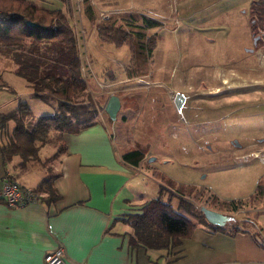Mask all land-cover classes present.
<instances>
[{
    "label": "rangeland",
    "instance_id": "rangeland-1",
    "mask_svg": "<svg viewBox=\"0 0 264 264\" xmlns=\"http://www.w3.org/2000/svg\"><path fill=\"white\" fill-rule=\"evenodd\" d=\"M25 1L46 8L55 6L53 0ZM70 1L65 12L78 37L82 72L88 82L87 92L98 109L97 118L109 126L119 150H145L141 167L149 174L143 176L148 189L158 190L160 181L164 183L167 178L184 184L197 185L194 181H200L202 184L197 186L205 189L195 202L199 210L205 205L224 212L232 216L226 227L236 224L261 235L264 195L258 188L264 186V20L259 14L262 0H249L239 7L237 2L243 0L219 3L215 23L209 9L201 10L204 2H199L200 9L194 10L193 0L181 1L180 6L177 0H160L159 6L166 8L158 15L160 25L147 30L148 36H155L156 46L146 71L135 76L128 75L129 46L111 45L103 54V45L110 43L97 37L96 25L84 14L82 0ZM104 1L108 6L102 5ZM154 1L157 0H117L120 5L116 6L115 0L90 3L97 24L111 15L119 16L121 13L113 11L121 6H141L143 11H150ZM255 37H261L258 44H254ZM15 67L12 59L0 53V100L13 99L10 108L18 107L19 101L4 81L3 73L15 72ZM15 77L19 81L16 86L21 89L24 78ZM111 94L123 97L127 113V120L118 123V127L117 120H111L104 109L105 99ZM30 108V115L23 116L25 121L30 116L37 119L53 112L41 100L31 103ZM14 127L15 121L10 120L1 130L3 145L14 138ZM55 148L52 136L41 144L36 157L25 162L34 169L52 172L57 157ZM256 152L260 155L256 156ZM13 159L19 164L22 161L20 155ZM22 168L26 167L18 166ZM212 193L220 199L247 200L232 210L210 196Z\"/></svg>",
    "mask_w": 264,
    "mask_h": 264
},
{
    "label": "crops",
    "instance_id": "crops-1",
    "mask_svg": "<svg viewBox=\"0 0 264 264\" xmlns=\"http://www.w3.org/2000/svg\"><path fill=\"white\" fill-rule=\"evenodd\" d=\"M116 1L113 5H120ZM181 1L186 2L177 0L178 6ZM224 1L227 0H193L194 10L200 9L199 2H204L201 10L209 9L210 19L215 23L218 4ZM248 1L237 2L236 7ZM53 2L55 6L52 9L60 8L66 12L68 5L72 4L70 0ZM159 2L154 1V8L150 11L130 4V9L121 6L120 10L113 12H136L161 21V15H158L162 13L161 9L166 8L160 7ZM102 5L106 7L108 2L104 1ZM178 12L183 16L181 11ZM111 45L127 47L125 43L105 44L103 54ZM87 59L90 64H95ZM15 76L19 75L13 71L3 73L6 84L16 92L15 100L20 101L27 96L24 100L29 106L39 100L33 97V89L25 79L20 82L21 89L16 86L18 80ZM120 98L122 106L115 127L127 120L123 97ZM12 101L0 100V112L16 109L17 106L9 107ZM113 136L104 121L77 133L64 134L67 151L55 158L51 169L52 173L59 174L53 179L60 195L58 199L45 201V193L41 192L43 196L39 202L18 207H9L0 199V264H44L45 255L58 246H63L68 264H264L263 238L252 230L230 235L222 231L213 232L199 224L192 236L184 239L172 255L149 254L143 247L131 246L132 229L125 220L157 196L159 188L148 189L143 176L149 177V174L141 167L144 160L139 165L126 162L122 155L127 150H119ZM19 165L26 168L18 169ZM49 174L50 170L34 169L32 164L22 161L19 164L14 159L4 165L0 150V191L5 177L37 189ZM194 183L202 184L200 181ZM173 200L176 204L178 198Z\"/></svg>",
    "mask_w": 264,
    "mask_h": 264
},
{
    "label": "trees",
    "instance_id": "trees-1",
    "mask_svg": "<svg viewBox=\"0 0 264 264\" xmlns=\"http://www.w3.org/2000/svg\"><path fill=\"white\" fill-rule=\"evenodd\" d=\"M82 3L84 14L96 25L99 39L129 46L128 75L145 72L156 46L155 36H148L147 30L160 23L146 15L129 12L111 15L95 24L96 13L90 0H82ZM262 3L259 14L264 20V0ZM0 53L12 59L16 74L33 89V97L53 108L52 113L37 119L30 116L27 121L23 116L30 115L31 108L26 100H20L18 107L10 112H0V132L10 120L15 121L14 138L5 145L0 144L4 165L15 155L22 157V163L36 157L41 144L49 142L52 136L57 147L54 155L63 154L67 151L65 133H77L100 122L95 102L87 92L88 82L82 72L78 37L65 11L28 4L25 0H0ZM122 157L128 163L139 165L145 157V150L129 149ZM58 175L51 172L37 187L38 191L45 193L43 200L52 202L60 197L53 184ZM169 179L160 185L157 196L125 220L132 229L131 246L143 247L149 254L172 255L184 239L192 236L199 224L213 232L230 235L249 230L234 223L231 228L211 224L195 205L205 188ZM165 192L168 193L166 197ZM258 192L264 195V186H259ZM210 196L217 197L213 193ZM174 198H178L177 204L173 202ZM217 199L222 206L227 204L232 210L239 209L247 200ZM260 232L261 235H256L263 238L261 244L264 246L262 228Z\"/></svg>",
    "mask_w": 264,
    "mask_h": 264
},
{
    "label": "built area",
    "instance_id": "built-area-1",
    "mask_svg": "<svg viewBox=\"0 0 264 264\" xmlns=\"http://www.w3.org/2000/svg\"><path fill=\"white\" fill-rule=\"evenodd\" d=\"M42 193L35 188L20 183L17 180L4 178L0 197L9 207H18L37 203L42 198ZM44 264H68L63 246H58L48 252L44 257Z\"/></svg>",
    "mask_w": 264,
    "mask_h": 264
},
{
    "label": "water",
    "instance_id": "water-1",
    "mask_svg": "<svg viewBox=\"0 0 264 264\" xmlns=\"http://www.w3.org/2000/svg\"><path fill=\"white\" fill-rule=\"evenodd\" d=\"M27 22L29 24H34L31 21H27ZM257 39L258 37H255L254 42H256ZM251 51H253V49H251ZM121 106H122V102L120 96L117 94H111L108 98V101L106 102L104 109L105 112L108 114L109 118L113 121H116ZM235 142L237 143V140H235ZM201 211L204 213L206 219L211 224L214 225L224 226L227 224V222H229L232 219V216L224 212H221L219 210L207 207L205 205L201 206Z\"/></svg>",
    "mask_w": 264,
    "mask_h": 264
},
{
    "label": "flooded vegetation",
    "instance_id": "flooded-vegetation-1",
    "mask_svg": "<svg viewBox=\"0 0 264 264\" xmlns=\"http://www.w3.org/2000/svg\"><path fill=\"white\" fill-rule=\"evenodd\" d=\"M258 39H261V37H258ZM258 39L256 40V42L254 44H258ZM256 156H259L260 154L258 152L255 153Z\"/></svg>",
    "mask_w": 264,
    "mask_h": 264
}]
</instances>
